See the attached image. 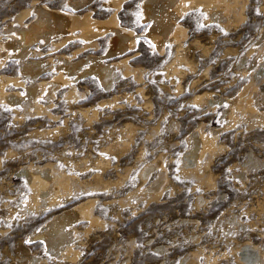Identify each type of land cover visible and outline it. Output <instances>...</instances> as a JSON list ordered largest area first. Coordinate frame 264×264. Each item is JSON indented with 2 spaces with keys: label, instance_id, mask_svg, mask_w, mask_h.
<instances>
[{
  "label": "bare ground",
  "instance_id": "1",
  "mask_svg": "<svg viewBox=\"0 0 264 264\" xmlns=\"http://www.w3.org/2000/svg\"><path fill=\"white\" fill-rule=\"evenodd\" d=\"M97 1H101L102 4L99 6ZM124 1L64 0L63 4L55 6L49 3V0L46 2L32 0L29 5L14 13L13 16L8 15L3 18V21L1 20L3 23L0 27V104L12 109L16 118L20 117L22 120V118L43 117L52 123L58 122L60 115L53 109L56 107L54 100L59 99L58 94L60 93H62L63 100L69 105V115H79L85 129L88 128L86 130L88 134L92 128L96 127L93 121H99L104 126L109 124L110 118L118 117V114L113 112L116 109H123L126 103L147 112L140 111L143 121L140 124H135L125 118L122 119V117L120 123L110 125L105 130L101 129L102 139L99 138L101 141L99 149L96 148L97 152L90 160L87 159L91 156L87 159L80 158L81 154L80 159H71L73 165L71 164L70 168L73 170L64 168L59 162L60 159L53 158L54 154L43 161H28L19 167V174L26 178L30 188V192L27 191L29 192L27 208L49 211L50 215L34 235L44 242L46 251L65 262H70V264L80 259L78 257L82 247L79 248L78 243H82L83 237L92 233L94 229L102 228L105 225L103 218L96 213L100 194H105L108 189L113 187L111 181L104 178V173L113 166L120 168L118 164L126 160L122 158L125 154L136 148V158L140 161L136 175L140 182L136 183L134 187L130 185L132 188L130 187L131 189L126 194L124 193L125 195L122 194L123 196L114 199L119 205L120 211L126 207H129L130 210L132 208L130 206L134 207L143 199L158 200L166 190L168 167L163 149L165 147L173 148L179 142L175 140V143L170 141L172 144H166L163 135L168 133L170 137L178 136L179 131L176 129L174 117L169 116L166 110H160L161 112L157 113L150 111L152 104L150 97L146 96L147 91L143 85L145 83L143 69L134 65L135 59L139 56L137 48L140 39H147L159 54L165 52L167 43L174 44L173 58L163 71L166 73L165 77L169 74L174 75L170 83L175 84L176 90L181 92L183 84H181V80H176L175 76L181 77L180 79L185 77L186 71L180 68L182 64L194 66L187 57L188 55L185 54V48L182 47L186 30L180 20L186 11L191 6L200 4L209 20L219 22L228 28L231 25L236 26L244 18L245 8V0H143L137 12L133 11V15L138 14V19L135 22L121 16ZM260 27L259 42L262 47L250 48L246 56L241 58L239 64L241 66L249 57L252 61L249 68L242 67L241 73L248 72V77L237 94L232 97L213 98L211 93L202 92L193 97L189 96L190 99L187 98L190 104L200 107V110L204 111L203 114L216 111L219 106L227 104V107L223 108L222 120L220 119L221 126L208 125L206 127V123L200 121L185 134L183 142L178 144L184 146L178 158V170L181 175L190 178L196 186H206V189L207 187L211 189L215 185L211 165L214 156L223 148L220 137L224 133L239 124H247L248 127H264V92L259 88L263 81L260 75L264 74V25ZM141 28L143 30L139 32L138 30ZM12 59L18 63L17 69L9 67ZM241 79L243 80V78ZM126 80H129L134 86L133 91L122 87ZM200 80L195 83L199 84ZM89 81L95 82L101 89V94L106 97L95 104L86 105L84 103L90 94L86 83ZM189 86L188 90H190ZM176 90L173 91L176 92ZM103 109L113 110V112L104 117L106 113H103ZM136 113L138 112L136 111ZM64 118L65 127L56 124L53 130H46L44 133L54 132L56 134L66 130L69 116ZM94 133L96 134V132ZM92 136L91 138H93ZM160 138L162 141H159ZM142 139L147 140L148 144L142 142ZM138 140L139 144H137ZM146 148L151 154L150 159H148V154L144 155ZM69 149L73 150V148ZM62 159V162L68 161L66 156H63ZM263 163L252 151H249L242 163L243 170L239 176L245 178V171L256 169ZM88 166L93 167L95 172H90L87 175L89 177L86 178L79 176L80 173L87 171ZM74 169L78 172L76 173ZM128 171L129 168L125 173ZM181 175L179 174L180 177H182ZM120 185H125V177H119L116 181L115 187ZM111 199L113 198L111 197ZM73 200L74 202H72ZM201 200L202 197L199 196L198 202L202 203ZM237 216L236 212L230 216L235 227L245 228ZM83 224L85 227L79 229V226ZM253 244L245 242L238 246V250L234 252L237 264H264V250ZM114 248L116 249V247ZM153 248L160 252L165 247L158 245ZM200 253L202 254L200 251L189 252L180 260V264H209L208 259L205 262L199 260ZM115 255L118 254L115 253ZM35 260L38 262L37 259H34V264Z\"/></svg>",
  "mask_w": 264,
  "mask_h": 264
},
{
  "label": "rangeland",
  "instance_id": "2",
  "mask_svg": "<svg viewBox=\"0 0 264 264\" xmlns=\"http://www.w3.org/2000/svg\"><path fill=\"white\" fill-rule=\"evenodd\" d=\"M31 1L0 0V27L4 17L13 16L14 13L29 5ZM40 1L46 2L48 0ZM142 1L125 0L121 16L126 20L136 22L138 14L133 15V11L136 10L137 12ZM49 3L58 6L63 4L64 0H49ZM97 3L99 6L102 4L101 1H97ZM203 9L202 5L195 4L186 11L180 20L186 30L182 47L185 48V54L188 55L187 57L194 65L182 64L180 68L186 71L185 77L180 79L181 77L177 78L175 76V79L181 80L180 82L183 84L181 92L176 90L175 84L170 83L174 75L169 74L165 77L166 73L163 71L173 58L175 53L174 44L167 43L165 52L159 54L147 39L141 38L137 48L139 56L135 59L134 65L143 69L145 81L143 85H145L147 91L146 96L150 97L152 104L150 111L157 113L166 110L169 116L174 117L176 129L179 131L178 136L170 137L168 133L164 134L163 140L166 144L175 143V140L179 143L183 142L185 134L200 121H204L206 127L208 125H222L221 116L223 108L227 107V104L219 106L216 111L203 114L204 111L200 110V107L190 104L188 100L202 92L211 93L213 98H219L220 96L232 97L237 94L248 77V72L243 74L241 70L244 67L249 68L252 61L249 57L241 66L239 65L241 58L246 56L250 48L262 47L259 38L261 36L260 26L264 25V0H245L244 18L236 26L231 25L228 28L219 24V22L209 20ZM142 30L143 28L138 31L142 32ZM3 36L6 35L3 34ZM18 66V63L12 59L9 67H16L15 69H17ZM190 69L192 72H190ZM198 75H200V78ZM263 75H260L263 81L260 83L259 88L264 92ZM199 79H201L200 83L202 82V84L199 83L200 85L197 84ZM190 84L192 88L189 86ZM188 86L190 90H188ZM86 87L90 94L84 104H95L106 97L101 94V89L95 82H87ZM122 87H126L130 91L134 89L129 80H126L125 85ZM174 87L175 89H173ZM58 97L59 99L54 100L56 107L53 109L60 115L59 121L56 123H52L43 117L22 118L21 120L20 117L16 118L12 109L0 104V264H34V259L38 260V262L35 260V264H70V262H65L46 251L44 242L34 235L37 234L41 225L50 215L49 211L27 208V195L30 188L26 178L19 174V167L28 161H43L55 155L53 158L60 159L59 162L64 168L73 170V168H70L71 159L78 160L81 157L87 159L91 156L87 159L90 160L97 152L102 139L101 129L105 130L110 125L120 123L122 117V119L125 118L135 124H140L143 122L141 112L147 113L129 103H126L123 109H116V112L103 109V113H106L104 117L112 112L118 114V117L116 119L110 118L108 126H104L99 121H93L96 124V127H94L96 130L92 128L88 134L86 131L88 128L85 129L78 117L79 115H69V105L63 100L62 93L58 94ZM65 116H69L66 130L56 133L57 135L54 132L44 133L46 130H53L56 124L65 127ZM82 127L84 128L82 129ZM74 131L76 132L74 133ZM90 135L95 137L92 136L93 138H91ZM159 141H162V138ZM142 142L148 144L145 139H142ZM139 143L140 141L137 142V144ZM220 143L223 144L224 149L222 148L214 156L211 165L212 176L215 181L214 187L212 186L211 189L207 187L206 189V186H200V188L194 182L192 183L190 178L181 175L178 170V158L184 146L177 144L173 147L174 149L165 147L163 152H165L168 167L165 193L158 200H148V202L143 199L144 201L141 200L137 203L138 207L136 204V208L130 206L132 207L130 210L129 207H126L127 209L124 208L120 211L119 205L114 199L125 195L128 190L136 186V183L140 182L136 175L140 164L139 159L136 158V148L125 154L122 158L126 160L118 164L120 168L115 165L116 167L113 166L112 169L110 168L108 172L104 173V178L111 181L113 187L108 189L105 194H100L96 213L103 218L105 225L102 228L94 229L92 233L90 232L86 237H83L82 243H78V247H82V249L78 257L80 259L74 263L180 264V260L189 252L200 251L202 252L199 256L201 262L208 259L209 264H237L234 252L238 250V246L241 244L245 242L254 243V246L264 250V236H262L264 235V163L256 169L245 171V178L239 176L243 170L242 163L249 151H252L264 162V127H248L247 124H239L224 133L220 137ZM68 147L73 148V150ZM58 153L60 156H66L68 161L62 162L63 156L60 157ZM145 154H148V159H150L151 154L148 153L147 148ZM132 160L138 162H132ZM92 168L88 166L87 171L80 173L79 176L82 178L89 177L87 175L90 172H95V169ZM128 168L129 171L125 173ZM74 171L78 172L75 169ZM127 176H129L128 179ZM119 177H125V185L116 186V188L115 183ZM134 177L135 179H132ZM199 196L202 197L203 204L198 202ZM104 202L105 204H103ZM235 212L238 215V220L245 228L235 227L230 218L231 214ZM190 219H192L191 222ZM246 223L247 226H245ZM84 227L83 224L79 226V229ZM158 245L165 247L164 250L155 251L153 247ZM115 253L118 255H115Z\"/></svg>",
  "mask_w": 264,
  "mask_h": 264
}]
</instances>
